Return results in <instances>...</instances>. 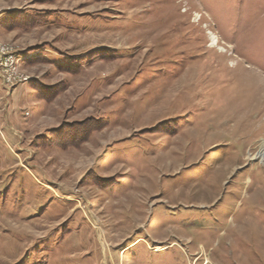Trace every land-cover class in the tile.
Listing matches in <instances>:
<instances>
[{
    "label": "rangeland",
    "instance_id": "obj_1",
    "mask_svg": "<svg viewBox=\"0 0 264 264\" xmlns=\"http://www.w3.org/2000/svg\"><path fill=\"white\" fill-rule=\"evenodd\" d=\"M0 47V264H264V0H0Z\"/></svg>",
    "mask_w": 264,
    "mask_h": 264
},
{
    "label": "bare ground",
    "instance_id": "obj_2",
    "mask_svg": "<svg viewBox=\"0 0 264 264\" xmlns=\"http://www.w3.org/2000/svg\"><path fill=\"white\" fill-rule=\"evenodd\" d=\"M1 48V47H0ZM15 55L12 54V52L8 53L6 55V53H0V65H5L7 64V70H11L13 72V70L15 69V64L17 59L14 58ZM0 76L1 78H3V80H9V73L7 72H0ZM17 79V76H10V84L13 85V83L15 82V80ZM27 79H21V81L25 82ZM10 86V85H9ZM260 158L264 157V147L262 146L259 154Z\"/></svg>",
    "mask_w": 264,
    "mask_h": 264
},
{
    "label": "built area",
    "instance_id": "obj_3",
    "mask_svg": "<svg viewBox=\"0 0 264 264\" xmlns=\"http://www.w3.org/2000/svg\"><path fill=\"white\" fill-rule=\"evenodd\" d=\"M10 51L11 50L0 48V53H6V55L8 53H10ZM0 72H7V73H9V80H2L3 81V84L5 86L6 85H12V84H10V76H17V82H19V79H23L24 77H27V76H22V75H14V73L11 70H7V64L0 65Z\"/></svg>",
    "mask_w": 264,
    "mask_h": 264
},
{
    "label": "trees",
    "instance_id": "obj_4",
    "mask_svg": "<svg viewBox=\"0 0 264 264\" xmlns=\"http://www.w3.org/2000/svg\"><path fill=\"white\" fill-rule=\"evenodd\" d=\"M54 95V94H53ZM43 99V98H42ZM94 131V130H93Z\"/></svg>",
    "mask_w": 264,
    "mask_h": 264
}]
</instances>
